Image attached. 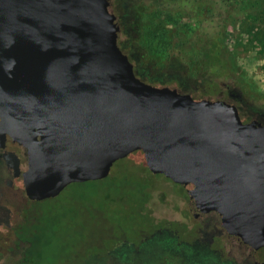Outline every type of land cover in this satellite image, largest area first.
<instances>
[{
    "label": "water",
    "instance_id": "1",
    "mask_svg": "<svg viewBox=\"0 0 264 264\" xmlns=\"http://www.w3.org/2000/svg\"><path fill=\"white\" fill-rule=\"evenodd\" d=\"M108 0H0V148L24 155L28 200L99 180L141 151L193 218L264 245V122L222 99L142 80Z\"/></svg>",
    "mask_w": 264,
    "mask_h": 264
},
{
    "label": "rangeland",
    "instance_id": "2",
    "mask_svg": "<svg viewBox=\"0 0 264 264\" xmlns=\"http://www.w3.org/2000/svg\"><path fill=\"white\" fill-rule=\"evenodd\" d=\"M141 1L150 0H109L110 11L122 27L119 45L138 77L154 85L175 87L194 98L233 102L243 120L254 118L264 122V94L243 92L242 96L231 97L230 91L241 92L243 85L237 79L217 78L197 65L200 59L193 53L199 50L201 37L194 39L189 52L178 53L168 61L151 56L146 45L161 40L144 28L150 9L144 8ZM233 4H214L215 12L226 11L225 17L216 19L212 14L203 26L225 28L226 43L237 65L264 92V0ZM180 11L179 19L194 23L189 1L182 4ZM158 24L157 32L161 35L170 27L168 22ZM233 80L236 86L228 91L225 84ZM109 174L114 179L126 177L142 183V191L133 193L129 181L117 184L113 205H107L102 202L99 185L89 186L85 196L75 200L63 194L57 201L30 203L23 188L8 190L6 200L0 201V264L21 263L25 243L18 232L33 210L41 216L47 211L57 212L35 233L34 252L42 254L37 264H252V257H244L230 247V240L212 216L193 218L185 190L164 174L151 172L137 151L116 160ZM137 202L142 215L135 211ZM146 233L152 234L144 236ZM113 243L118 244L110 248ZM262 250L264 246L257 248L256 255Z\"/></svg>",
    "mask_w": 264,
    "mask_h": 264
},
{
    "label": "trees",
    "instance_id": "3",
    "mask_svg": "<svg viewBox=\"0 0 264 264\" xmlns=\"http://www.w3.org/2000/svg\"><path fill=\"white\" fill-rule=\"evenodd\" d=\"M188 1L193 5L194 23L190 20L183 21L182 19H179V14L182 13L180 11L182 9V4ZM240 1L241 0H150L148 3L141 1L140 3L144 8L150 9V19L145 20L146 24L144 25V28L152 32L154 38L158 37L161 40L158 44L149 43L146 45L147 52L155 58L159 57L168 61L178 53L189 52V48L193 45L192 43L194 39L201 37L203 41L201 40L199 50L193 53V55H196L197 58L201 60H197V65L200 66L201 69L207 71L209 75L217 78L229 76L232 79L243 81V83L246 82L248 87L257 91V84L249 79L247 74L237 65L235 55L226 43L225 28L220 26H215L213 28L207 24L203 26V23L211 18L212 14L215 15L216 19H222L223 15L225 17L226 11L224 10V14L215 12L214 4H219V7L221 3L227 5V3L232 4L234 2V4L237 5ZM151 17L153 18V21L151 20ZM158 22L170 23V27L165 29L162 35L157 32L159 28ZM144 31L145 30H142L140 35L143 36ZM193 64L196 63L193 61ZM137 153H140L143 156L141 151H137ZM126 181H129L133 186V193L137 194L142 191V183L130 181L129 179H126V177L114 179V176L109 174L107 177L99 180L71 183L56 197L47 198L41 201H57L61 196H64L63 194H67L68 197L75 200L79 197L85 196L89 186L99 185L101 187L102 202L107 205H113L114 186L117 184L119 186L124 185L127 183ZM140 206V203L137 202L135 211L142 215L143 211ZM54 212L57 214L56 211H47L41 216V214H35L34 210L30 213L28 219L24 222L22 228L18 232V237L25 243L24 248L21 250V263L19 264H37V261L42 257L41 252H34L36 248L35 233L38 227H43V225L49 223L48 219L51 218L52 214L54 215ZM158 231L159 228L154 232ZM151 234L152 233H146L144 236ZM121 240L124 239L120 238V241ZM116 244L113 243L110 248L114 247ZM103 252H106V250Z\"/></svg>",
    "mask_w": 264,
    "mask_h": 264
},
{
    "label": "flooded vegetation",
    "instance_id": "4",
    "mask_svg": "<svg viewBox=\"0 0 264 264\" xmlns=\"http://www.w3.org/2000/svg\"><path fill=\"white\" fill-rule=\"evenodd\" d=\"M1 1L3 3L7 2V1H3V0H1ZM109 9H110V2H109ZM133 67H134V65H133ZM134 71H135V68H134ZM239 82H241L240 85H243L242 89H241V92L238 93V94H235V93H232L230 91L228 94L231 97L237 98L239 96H242L243 92L244 93L247 92V93H250V94L253 93V92L256 93V94H262V95L264 94V92L262 90L263 87L260 88L257 85L258 90L255 91L252 88L248 87L246 82L245 83H243V81H239ZM235 86H236V83L233 80V81H230L229 84L228 83L225 84V89H227L229 91L230 87L234 88ZM222 100H224V99H222ZM224 101H226V100H224ZM226 102L234 104L237 107L238 111H239V108H238V106L235 103L230 102V101H226ZM252 119H254V118H252ZM249 120H251V119H249ZM243 121H248V120H243ZM259 121H262V120L260 119ZM26 168H27V158H26V156H24V155L9 156L6 152H4L3 149L0 148V201L6 200V194H7L8 190L10 192H14L13 190H16L18 188H23V192H24V187H23V183H22V172ZM18 184H20L21 187ZM24 195H25V192H24ZM28 201L30 203V200H28ZM31 202H35V201H31ZM29 215H28V217H29ZM205 215L212 216L215 219V221H216V218H215L213 213H206V214L201 215L200 217L205 216ZM28 217L26 218V220L28 219ZM217 226L220 227L218 224H217ZM224 235L227 236L225 234V232H224ZM227 238L230 240L229 244H230V247L232 249L239 250L240 255H243L244 257L246 256V257H252L253 258L252 264H264V250H262L259 255H256V252H255L256 249L259 248L260 246H258L256 248H249V247L237 242L236 240L231 239L228 236H227ZM200 240H204V239L201 238ZM209 241H211V240L209 239ZM261 246H264V245H261Z\"/></svg>",
    "mask_w": 264,
    "mask_h": 264
}]
</instances>
